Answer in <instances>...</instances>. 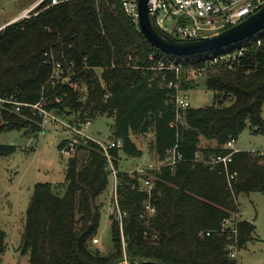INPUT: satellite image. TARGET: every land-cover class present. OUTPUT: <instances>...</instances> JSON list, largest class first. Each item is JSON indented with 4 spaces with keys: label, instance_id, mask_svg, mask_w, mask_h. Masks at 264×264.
Instances as JSON below:
<instances>
[{
    "label": "trees",
    "instance_id": "obj_1",
    "mask_svg": "<svg viewBox=\"0 0 264 264\" xmlns=\"http://www.w3.org/2000/svg\"><path fill=\"white\" fill-rule=\"evenodd\" d=\"M62 1L47 8L52 2L47 0L30 18L0 32V95L29 104L43 97L58 116H74L78 128L101 115L113 118L112 137L124 143L110 151L116 168L121 152L127 158L143 155L132 136L150 133L155 137L150 150L158 158L178 145L183 160L175 170L155 175L153 216L145 213L147 195L137 190L145 177L120 174L121 219L110 215L114 251L105 255L94 250L93 241L101 224L98 200L110 185V163L96 142L80 141L67 163L64 191L50 183L35 186L20 255L29 264H116L125 259L124 237L129 264H237L227 250L228 235L219 232L225 219L240 213L241 195L264 193V156L240 151L227 165L212 162L229 155L227 143L245 131L264 135V31L226 50L245 48L243 56L212 65L209 57L188 60L154 48L121 0ZM161 61L211 69L206 87L215 100L228 104L189 108L183 111L184 122L173 126L177 92L168 85L179 80L174 72L157 70ZM79 86L85 87L84 100ZM2 120L0 134L42 132L31 109L20 115L3 111ZM71 143L63 141L59 151ZM16 152V146L0 145L2 158ZM255 230L253 223L239 222L240 251L253 241ZM6 239L0 228V254Z\"/></svg>",
    "mask_w": 264,
    "mask_h": 264
},
{
    "label": "rangeland",
    "instance_id": "obj_2",
    "mask_svg": "<svg viewBox=\"0 0 264 264\" xmlns=\"http://www.w3.org/2000/svg\"><path fill=\"white\" fill-rule=\"evenodd\" d=\"M39 0H0V26L19 16L24 10L30 9ZM240 43L194 56L188 60L212 57L216 53L235 48ZM211 69L206 68H183L179 77V84L186 83L187 89L182 90L188 95L192 108H207L213 105L225 106L229 100H215L214 94L206 87V80ZM212 72V71H211ZM100 75V71H97ZM184 75V79L182 77ZM64 79H66L64 77ZM76 86V84H73ZM104 85V84H103ZM82 98L86 96L84 86H79ZM222 104V105H220ZM58 116V115H57ZM62 124L56 123L43 128L41 133L25 134L24 131L10 130L0 134V145L17 147V152L9 157H0V228L6 232V246L0 254V264H28V258L20 255L22 236L25 231L26 211L33 196L34 188L39 183H50L54 187L66 186L67 163L70 154L59 151V145L70 140L78 139L76 130L82 135L95 141L108 144L114 141L113 129L115 121L107 115H101L94 120L88 121L85 126L78 128L74 122V116L67 119L58 116ZM264 118V104H263ZM138 149L143 155L138 158H127L122 152L119 167L120 174H133L138 168L157 159L156 152L151 151L155 142L153 133L147 135L132 136ZM236 148L242 151L264 152V135H254L250 130L245 131L237 141ZM80 142L77 144L79 145ZM209 145V142L203 143ZM112 161L113 158L111 157ZM133 177V176H132ZM151 181L156 186L157 177L151 176ZM113 182L110 177L108 191L102 195L98 203L102 205L101 224L97 238L99 244L94 246L105 255L114 251L112 241L110 215L115 214L120 219L119 212L114 204L112 191ZM134 188V186L132 187ZM119 199V196H118ZM238 208L243 220L253 223L256 230L253 241L249 242L238 254L237 264H264V193L253 192L249 195H241L238 199ZM121 212V211H120ZM96 247V248H95Z\"/></svg>",
    "mask_w": 264,
    "mask_h": 264
},
{
    "label": "built area",
    "instance_id": "obj_3",
    "mask_svg": "<svg viewBox=\"0 0 264 264\" xmlns=\"http://www.w3.org/2000/svg\"><path fill=\"white\" fill-rule=\"evenodd\" d=\"M47 0H39L37 4L28 10H24L19 16L15 17L8 23L0 26V32L6 29L12 23L17 21L30 18L31 14ZM62 0H52L51 6L58 5L62 3ZM123 9L126 15L133 20L135 23H139V0H121ZM264 8V0H150V19L153 27L162 35L168 37L177 42H199L205 39H210L215 36L220 35L224 31L233 28ZM2 10V7H0ZM260 44V41H258ZM245 48H239L231 51H220L209 57V63L212 65L219 64L222 62H228L230 60H235L237 56H243ZM60 69V64H57L55 70ZM183 69L182 65H177L174 62L165 63L161 61L157 67L158 71H169L174 72L177 80H179L181 71ZM168 87L171 89H176L177 95L175 100L176 106V119L173 126L178 127V124L184 122L183 111L192 108L189 102L188 95L184 92L179 82H170ZM108 96H106L107 98ZM31 109L34 115L39 117L38 125L43 128H47L56 123L62 124L55 114V112L50 111L46 107V100L41 98V100L36 104H29L26 102H21L14 95L10 97L0 95V123H4L2 120V112L8 111L10 113L20 115L24 110ZM78 139L72 142L68 151L64 152L70 154V151H74L76 145L82 141L87 143L88 140L86 136L82 135L80 130H76ZM101 148L103 153L106 155L111 168V179L113 182V194H114V204L119 212L121 219V212L118 202V196L120 192V186L122 184L120 179V172L114 167L110 151L113 149H122L124 146L123 140H114L108 144H104L99 141H95ZM236 140H230L227 143L226 148L231 152L224 158L215 159L212 164L222 162L227 165L231 161V157L240 152L235 148ZM255 154H260L264 156V152H251ZM183 160V155L179 151L178 145L173 149L168 151L164 159L157 157L155 162H150L146 165L138 168L131 176L136 174L137 176L145 177L141 180L140 186L137 190L141 193L147 195V200L145 201V213L148 216H153L156 214V208L152 205L151 199L155 189V184L151 181V176L156 174H161L165 169L175 170L177 165ZM136 188V187H134ZM238 204V201H237ZM243 220L240 213L234 214L231 218L225 219L222 222L221 231L219 235H228V246L227 250L231 259L236 260L240 252L238 246V224ZM210 235V234H208ZM94 244H99V239H94ZM124 258L127 260L126 254V242L124 237L122 238ZM124 264H129L125 262Z\"/></svg>",
    "mask_w": 264,
    "mask_h": 264
},
{
    "label": "water",
    "instance_id": "obj_4",
    "mask_svg": "<svg viewBox=\"0 0 264 264\" xmlns=\"http://www.w3.org/2000/svg\"><path fill=\"white\" fill-rule=\"evenodd\" d=\"M150 0H139V29L146 40L159 51L179 56L189 57L206 52L223 49L241 43L257 33L264 31V8L244 21L243 23L230 28L218 36L205 39L199 42H177L160 34L152 25L150 19ZM131 263V259L121 260L116 264Z\"/></svg>",
    "mask_w": 264,
    "mask_h": 264
},
{
    "label": "crops",
    "instance_id": "obj_5",
    "mask_svg": "<svg viewBox=\"0 0 264 264\" xmlns=\"http://www.w3.org/2000/svg\"><path fill=\"white\" fill-rule=\"evenodd\" d=\"M36 4H37V3L35 2V4H34L31 8H33ZM31 8H30V9H31ZM237 143H238V142H236V144H237ZM236 144H235V145H236ZM235 148H236V146H235ZM236 149L239 150V151H242V150H240L241 148H236ZM247 151H248V152H254V151H249V150H247ZM26 258H28V257H26ZM27 261H28V264H29V258H28Z\"/></svg>",
    "mask_w": 264,
    "mask_h": 264
}]
</instances>
